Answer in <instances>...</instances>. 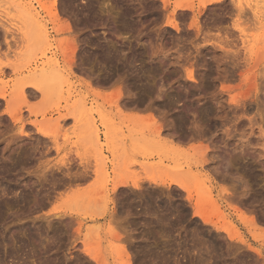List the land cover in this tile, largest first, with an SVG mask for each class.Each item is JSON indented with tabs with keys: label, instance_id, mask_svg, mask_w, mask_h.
Returning a JSON list of instances; mask_svg holds the SVG:
<instances>
[{
	"label": "rangeland",
	"instance_id": "obj_1",
	"mask_svg": "<svg viewBox=\"0 0 264 264\" xmlns=\"http://www.w3.org/2000/svg\"><path fill=\"white\" fill-rule=\"evenodd\" d=\"M201 1L0 0V264H264V0Z\"/></svg>",
	"mask_w": 264,
	"mask_h": 264
},
{
	"label": "bare ground",
	"instance_id": "obj_2",
	"mask_svg": "<svg viewBox=\"0 0 264 264\" xmlns=\"http://www.w3.org/2000/svg\"><path fill=\"white\" fill-rule=\"evenodd\" d=\"M221 1H223V0H202L201 1V8H205V7H207L208 5H210V4H215V3H219V2H221ZM164 2L166 3V0H164ZM184 9H189V7L188 6H186V5H183V4H181V2H176V4H175V11L176 10H184ZM192 9V8H191ZM55 13H57V12H55ZM53 16H54V14H53ZM57 17V16H56ZM175 28L176 29H178V27H176L175 26ZM72 61V60H71ZM248 61V60H247ZM192 77V76H191ZM253 77V76H252ZM2 98H3V96H2ZM234 103V102H233ZM260 107V106H259ZM259 112H261V110L259 111ZM258 113V112H257ZM264 114V113H263ZM258 115V114H257ZM153 118V117H152ZM151 119V118H150ZM151 120H153V119H151ZM249 121H250V119H249ZM253 121V120H252ZM159 124V123H158ZM161 124V123H160ZM164 124V123H163ZM250 124V123H249ZM253 124V123H252ZM255 124H257V123H255ZM157 126V125H156ZM157 127H159L160 128V126H157ZM155 129V128H154ZM158 129V128H157ZM159 131V130H158ZM262 132V131H261ZM264 133V132H263ZM165 134V133H164ZM169 134V133H168ZM264 136V135H263ZM200 146V145H199ZM247 146V145H246ZM240 147V146H239ZM204 149V148H203ZM202 149V150H203ZM206 149V148H205ZM234 149V148H233ZM236 150V149H235ZM200 151H201V149H200ZM204 151V150H203ZM234 151V150H233ZM235 153V152H234ZM208 154V153H207ZM240 154V153H239ZM234 158V157H233ZM232 160V159H231ZM231 160H228L227 161V166L228 167H232V163H231ZM236 162V161H235ZM201 163V162H200ZM218 171V170H217ZM70 175V174H69ZM222 175V174H221ZM81 176V175H80ZM150 182H152V183H155V184H158V181H156V180H152V179H150L149 180ZM129 184V182H127V181H124V180H120V181H118V182H116L114 185H113V192H117L120 188H122V187H124V186H126V185H128ZM140 182H134L133 184H132V186L133 187H140ZM166 184H169V182L167 183H164L163 185H166ZM174 184H176V185H178V186H180L181 188H182V190L183 191H185L186 193H188V194H190V189L187 187V186H185V185H182V184H180V183H177V182H174ZM225 193V192H224ZM230 194V193H229ZM249 195V194H248ZM228 197V196H227ZM232 199V198H231ZM243 202V201H242ZM199 206V205H198ZM201 210L202 209H199V208H197V207H195V214L196 215H198V216H201ZM205 217V216H204ZM202 218V219H207V218ZM253 219V218H252ZM205 222L206 223H209L208 222V220H205ZM253 223V222H252ZM255 224V223H254ZM229 236H230V240H231V238L233 239V238H238L239 240H241V238L240 237H235V236H232L230 233H229ZM242 242V241H241ZM256 253H258V254H260L259 252H257V251H255ZM128 262V261H127ZM126 262V263H127ZM130 263V262H129ZM128 263V264H129Z\"/></svg>",
	"mask_w": 264,
	"mask_h": 264
}]
</instances>
